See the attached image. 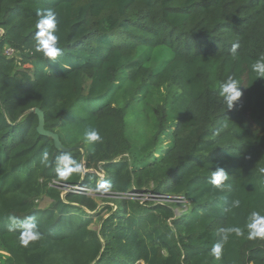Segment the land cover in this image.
Returning <instances> with one entry per match:
<instances>
[{"label": "trees", "instance_id": "1", "mask_svg": "<svg viewBox=\"0 0 264 264\" xmlns=\"http://www.w3.org/2000/svg\"><path fill=\"white\" fill-rule=\"evenodd\" d=\"M46 8L59 19L55 59L35 51ZM261 56L264 0H0L7 264H264V239L246 227L264 216V78L251 69ZM229 76L242 93L231 109L219 95ZM33 108L72 150L38 132ZM92 129L100 141L84 139ZM64 154L81 171L60 180ZM216 167L223 189L210 183ZM10 216L34 217L39 240L22 246ZM228 227L243 235L223 242Z\"/></svg>", "mask_w": 264, "mask_h": 264}, {"label": "clouds", "instance_id": "2", "mask_svg": "<svg viewBox=\"0 0 264 264\" xmlns=\"http://www.w3.org/2000/svg\"><path fill=\"white\" fill-rule=\"evenodd\" d=\"M39 19L35 33V51L41 53L44 57L55 59L62 52V49L58 46V14L51 8H46L38 11ZM237 45H233L232 53L235 58ZM252 71L257 74V77L264 78V56L258 58L252 65ZM256 77V78H257ZM240 84L231 76L227 78L225 82L220 85L219 95L223 98V102L227 105V109H231L234 103L241 97ZM84 139L89 143H95L100 141L102 138L98 131L95 129L89 130L85 133ZM49 153L44 151L42 154V162H47ZM55 170L60 180H67L72 173H79L81 166L70 157L68 154L60 155L56 157ZM259 171L264 173V167L260 168ZM228 179V173L222 167H216L210 177V183L216 187L223 189L225 187L224 181ZM108 184L100 183L98 189L107 190ZM239 199H233L232 208H239ZM8 227L12 230L20 232L19 240L22 246H28L32 241L39 240L40 231L34 217H27L23 220L15 216L9 217ZM248 229L249 240L264 239V216L260 215L259 212L253 211L249 217L246 225ZM223 233L222 240L227 242L229 235L235 233L237 236L243 235V231L239 227H228L220 230ZM211 254L216 258L220 259L222 254V244H215L211 249Z\"/></svg>", "mask_w": 264, "mask_h": 264}, {"label": "water", "instance_id": "3", "mask_svg": "<svg viewBox=\"0 0 264 264\" xmlns=\"http://www.w3.org/2000/svg\"><path fill=\"white\" fill-rule=\"evenodd\" d=\"M29 111L35 112L38 115V118H39V122H38V126H37L38 132L41 135L48 136V137L52 138L54 140L55 147L58 150L63 151V152H67V151H70L73 149L72 147H66L62 143L60 135L57 132L46 128L45 113L42 109L33 108ZM83 160H84V157H83Z\"/></svg>", "mask_w": 264, "mask_h": 264}, {"label": "rangeland", "instance_id": "4", "mask_svg": "<svg viewBox=\"0 0 264 264\" xmlns=\"http://www.w3.org/2000/svg\"><path fill=\"white\" fill-rule=\"evenodd\" d=\"M9 53H10V52H9ZM160 60H161V55L158 54V55L155 56L153 62H154V64H157V62H159ZM163 91L166 93V92H167V88H165ZM102 175H104V174H102ZM94 194H95V193L92 192V195H93V196H94ZM49 202H50V200H49L48 198H45V199L41 202V206L43 207V206H45V205H48ZM7 256H8L7 252L2 248L1 243H0V264H7Z\"/></svg>", "mask_w": 264, "mask_h": 264}, {"label": "built area", "instance_id": "5", "mask_svg": "<svg viewBox=\"0 0 264 264\" xmlns=\"http://www.w3.org/2000/svg\"><path fill=\"white\" fill-rule=\"evenodd\" d=\"M10 53H12V50H9Z\"/></svg>", "mask_w": 264, "mask_h": 264}]
</instances>
